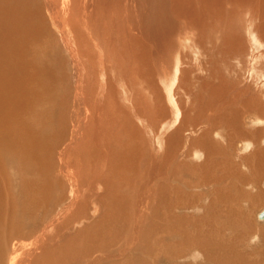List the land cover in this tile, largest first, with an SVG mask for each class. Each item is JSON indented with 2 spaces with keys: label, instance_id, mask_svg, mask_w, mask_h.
Returning a JSON list of instances; mask_svg holds the SVG:
<instances>
[{
  "label": "bare ground",
  "instance_id": "6f19581e",
  "mask_svg": "<svg viewBox=\"0 0 264 264\" xmlns=\"http://www.w3.org/2000/svg\"><path fill=\"white\" fill-rule=\"evenodd\" d=\"M245 21L264 0H0V264H264Z\"/></svg>",
  "mask_w": 264,
  "mask_h": 264
},
{
  "label": "rangeland",
  "instance_id": "374dc122",
  "mask_svg": "<svg viewBox=\"0 0 264 264\" xmlns=\"http://www.w3.org/2000/svg\"><path fill=\"white\" fill-rule=\"evenodd\" d=\"M59 3H60V0H59ZM247 16V17H246ZM249 16L250 15H245L244 17H245V20H247L248 22L250 21V19H249ZM244 21V20H243ZM251 22V21H250ZM245 30L247 29V36H246V38L248 39L247 40V43L249 44H251V46L253 47V53L255 52V53H259V51H260V53H261V51L264 49V41L260 38V36L259 35H257L256 33H254V31H253V27H249V23H247L246 21H245ZM249 27V28H248ZM53 29V28H52ZM249 29L251 30V31H249ZM53 34L56 36H60L59 34H58V29H53ZM246 34V33H245ZM252 41V42H251ZM263 41V42H262ZM250 46V47H251ZM263 46V47H262ZM252 51V49L250 48V52ZM253 53H249V55H248V57L250 56V54L252 55ZM263 53V52H262ZM261 53V54H262ZM106 56V55H105ZM246 56V55H245ZM244 56V57H245ZM106 59V58H105ZM263 62H264V59L262 60ZM236 63H238V62H236ZM250 69V68H249ZM248 75H251V73L249 72L248 73ZM175 80H176V78H174ZM262 80L264 81V77H262ZM209 128H211V127H209ZM211 130H213L212 128H211ZM221 135L224 137V134H223V132L221 131ZM221 136V137H222ZM222 137V138H223ZM235 139L236 138H233V141L235 142ZM239 141H243V140H239ZM233 145H234V143H233ZM235 145H236V143H235ZM233 146L232 148H233V152H237V153H242L243 151H245V147L242 149L241 147H239L238 148V146L236 147V146ZM236 148V149H235ZM240 149V150H239ZM263 179H264V177H263ZM262 179V180H263ZM256 190H259L260 192H263L264 193V180H263V182H262V185L260 184V185H258L257 186V189ZM255 190V191H256ZM262 209H264V205H258L257 207H255L254 208V211L256 210V212L255 213H257L258 211H260V210H262ZM259 222V221H258ZM253 223H254V221H253ZM256 223V224H255ZM255 223H254V225H255V227H257V225H259V226H264V224H259V223H257L256 221H255ZM259 226L257 227V228H259ZM24 242V245H29V241H23Z\"/></svg>",
  "mask_w": 264,
  "mask_h": 264
}]
</instances>
